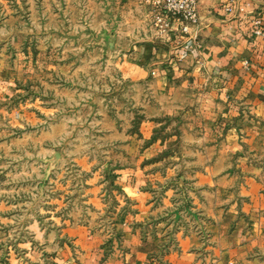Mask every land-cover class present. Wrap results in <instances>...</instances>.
<instances>
[{
    "label": "rangeland",
    "instance_id": "1",
    "mask_svg": "<svg viewBox=\"0 0 264 264\" xmlns=\"http://www.w3.org/2000/svg\"><path fill=\"white\" fill-rule=\"evenodd\" d=\"M161 1L0 0V220L98 226L88 210L128 207L137 191L128 195L119 182L133 180L169 210L152 262L176 249L174 235L191 232L200 264H264V201L249 211L254 203L241 192L196 200L190 178L218 154L203 151L211 138L187 112L166 114L153 68L133 54L162 36ZM232 235L238 247L230 249ZM13 236L23 244L35 234Z\"/></svg>",
    "mask_w": 264,
    "mask_h": 264
},
{
    "label": "crops",
    "instance_id": "2",
    "mask_svg": "<svg viewBox=\"0 0 264 264\" xmlns=\"http://www.w3.org/2000/svg\"><path fill=\"white\" fill-rule=\"evenodd\" d=\"M256 21L264 26V0H199L198 22L188 35L173 21L167 35L153 34L133 50L153 68V90L161 95L155 97L163 101L166 114L187 112L198 122V135L211 138L203 151L218 154L190 178L196 200H219L222 193L235 200L241 192L254 203L249 211L264 201V36L255 35ZM244 168L254 169L253 174ZM119 184L129 189L128 195L132 189L137 193L131 194L128 207L89 209L88 215L101 217L98 226L0 220V264H200V239L191 232L174 235L176 249L152 262L164 243L161 233L171 228L160 219L169 210L155 205L154 190L145 191L133 180ZM205 209L221 217L220 208ZM233 210L231 206L230 216ZM215 226L213 242L219 248ZM15 232L35 237L19 244ZM233 237L226 244L230 249L238 247Z\"/></svg>",
    "mask_w": 264,
    "mask_h": 264
},
{
    "label": "built area",
    "instance_id": "3",
    "mask_svg": "<svg viewBox=\"0 0 264 264\" xmlns=\"http://www.w3.org/2000/svg\"><path fill=\"white\" fill-rule=\"evenodd\" d=\"M156 26L161 35H167L174 21L178 24L182 33L187 32V27L194 26L198 22L197 0H162L155 3ZM255 35L264 36V26L260 21L255 22Z\"/></svg>",
    "mask_w": 264,
    "mask_h": 264
}]
</instances>
